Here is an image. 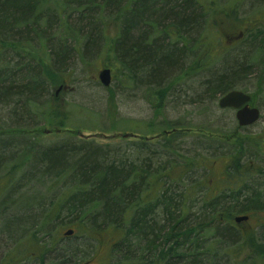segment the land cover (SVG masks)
<instances>
[{
	"label": "trees",
	"instance_id": "1",
	"mask_svg": "<svg viewBox=\"0 0 264 264\" xmlns=\"http://www.w3.org/2000/svg\"><path fill=\"white\" fill-rule=\"evenodd\" d=\"M236 1L0 0V55L10 51L16 59L11 68L0 65V106L20 101L26 114L48 124L60 116L58 126L62 128L50 129L69 135L42 146L31 141L37 135L33 130L0 128V170L8 167L7 175L12 176L27 166L30 169L21 178L26 173L29 181L52 176L55 183L47 204L31 201L35 212L30 217L39 219L44 237H35L34 249L28 238L22 249L10 252L5 264H73V258L78 264L88 249L85 240L97 241L95 234L108 227L118 233L110 246L108 264H264L262 132L250 137L236 130L214 133L210 128H197L205 142L228 149L226 155H217L226 158L223 185L212 192L207 190L214 157L180 155L181 160H176L171 156L176 153L175 144L191 133L190 128L168 123L160 128L159 123L151 136L127 133L136 138L132 144L146 153L142 160H127L108 146L78 137L76 129H63L67 115L52 108L55 97L49 90L51 85L62 84L57 74L70 53L83 58L90 46L97 52L104 42L108 54L125 70L124 79L145 86L160 108L173 85L210 68L213 58L226 49L211 54L208 27L217 20L237 23ZM109 19L115 32L112 36L105 32ZM218 39L216 35L214 41ZM81 43L84 49L79 50ZM224 59L222 68L212 71L204 84L209 98L234 89V81L249 73L245 59L231 55ZM169 72H173L170 78ZM146 126L153 125L148 121ZM16 137L21 143L14 141ZM197 168L206 173L193 179ZM204 187L202 199H197L200 207L191 214L192 203ZM62 213H79V223H89L86 234L79 223L74 226L73 234L65 235L74 240L66 246L50 230L51 222ZM236 215L248 219L236 223ZM254 217L257 223L244 227ZM8 224V219L0 218L2 230Z\"/></svg>",
	"mask_w": 264,
	"mask_h": 264
},
{
	"label": "rangeland",
	"instance_id": "2",
	"mask_svg": "<svg viewBox=\"0 0 264 264\" xmlns=\"http://www.w3.org/2000/svg\"><path fill=\"white\" fill-rule=\"evenodd\" d=\"M237 1V6H235L239 17L237 23L217 20L208 27L211 31L208 37V41L212 42L211 54H216L225 47L226 49L219 57L213 58L215 59L213 67L187 75L185 80L173 85L163 97L160 108H156L158 100L145 86L140 85L139 82H129L124 79L126 72L108 54L107 43H101V48L97 52L96 47L90 46L87 51L85 50L86 55L83 54V58L74 52L70 53L65 65L57 74L62 84L51 85L49 88L50 96L54 94L53 97L56 101L51 102L52 108L67 115L63 129H76L78 130L76 133H79L78 137H88L102 144L103 147L108 146L109 150L114 149L120 157L127 160H142L146 153L140 151L137 144L131 142L136 141V138H132L131 135L123 137V133L151 136L159 129L157 125L159 123L162 124L160 128H163L165 123L190 128L191 133L183 136L175 144L176 153L171 156L176 160H181L180 155L182 157L198 156L197 158L214 157L215 159L213 158L209 168L212 182L209 183L207 191L219 190L223 185L226 158L217 155H226L228 149L217 147L216 143L205 142L199 136L201 134L198 135L200 132L197 128H210L211 131H215L214 133L236 130L239 135L250 137H255L261 132L264 134V2ZM98 25L99 27L96 25V29L100 31L102 27L100 24ZM112 25V20H107V28L105 29L107 35L112 36L115 33H113ZM249 33H252V36ZM216 35L220 37L217 43L214 41ZM68 44L71 45L73 42ZM81 45L82 43L77 46L79 50L80 48L84 49ZM12 55L10 51L0 55V65L11 68L16 61ZM225 55H231L237 60L245 59V64L250 68L249 73L242 74L234 81L233 88L249 93L251 96L250 105L259 109L260 117L253 125L239 127L235 119V111L219 108L217 101L220 96L209 98L204 90V84L210 78L212 71L216 72L224 65ZM104 67L109 68L111 72V83L107 87L101 85L97 77L98 71ZM178 70L176 69L174 72L176 73ZM172 74L173 72H169V78ZM123 75L125 76L123 77ZM58 117L60 116L48 124L36 115L26 114L20 101L0 106V128L22 127L33 130L37 135L35 138H31V141L42 146L65 139V136L68 135L64 130L59 132L50 129L61 127L58 126ZM148 121L152 123V127L146 126ZM17 139L21 140V138L16 137L14 141L21 143ZM73 140L75 139L73 138ZM152 147L154 148V146ZM18 157L19 155L15 157V160ZM160 159L164 161L166 157ZM255 161L257 160L255 159ZM29 169L27 166L23 167L14 172L12 176L7 175L8 167L0 170L2 176L0 179V218L4 221L8 219L9 227L13 226L12 229L7 227L3 230L0 226V264H5L10 252L17 247L22 249V244L27 242L28 238L33 241L30 247L34 249L37 247L34 242L35 237H44L39 230V219L33 220L30 217L31 211L35 212L31 201H41L47 204L52 194L50 190L54 188L55 183L51 182L52 176H44L29 181L31 178L28 180V173H26L25 177L21 178L22 173L29 171ZM205 173L203 168H197L193 179H199ZM37 180L39 182H36ZM205 190L206 187L197 194L198 198L195 199L196 201L192 203L190 208L191 214H195L197 208L200 207L201 202L198 201L202 199L200 197ZM35 196L38 197L34 198ZM81 220L82 217L79 213L72 216L62 213L59 218L51 222V233L58 238L61 246L69 245L74 240L73 236H65L64 232L77 226ZM71 221L74 224H70ZM256 223L254 217L244 227ZM88 224L84 220L82 224L79 223L78 225L81 226L84 234L89 230ZM76 232H78L76 235H79V231L76 230ZM95 235L97 241L85 240L88 249L78 264L85 261L90 264L109 263L110 246L118 233L108 227ZM73 260L74 258L72 259L74 264Z\"/></svg>",
	"mask_w": 264,
	"mask_h": 264
},
{
	"label": "water",
	"instance_id": "3",
	"mask_svg": "<svg viewBox=\"0 0 264 264\" xmlns=\"http://www.w3.org/2000/svg\"><path fill=\"white\" fill-rule=\"evenodd\" d=\"M98 81L104 87H107L111 83V72L109 68H101L97 74ZM59 90V88H58ZM57 92V91H56ZM251 96L249 93L238 90L231 89L221 95L217 101L219 108L233 109L235 111V119L239 127H247L253 125L260 117V111L257 107L250 105ZM79 134V133H78ZM129 134H123V137ZM234 221L240 223L246 221L248 216L246 215H236L234 216ZM73 233L72 229H68L64 232V235H71ZM81 264H90L85 261Z\"/></svg>",
	"mask_w": 264,
	"mask_h": 264
}]
</instances>
